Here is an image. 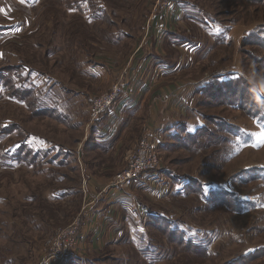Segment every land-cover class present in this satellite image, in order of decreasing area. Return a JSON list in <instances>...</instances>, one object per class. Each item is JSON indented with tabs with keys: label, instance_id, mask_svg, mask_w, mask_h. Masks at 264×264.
<instances>
[{
	"label": "rangeland",
	"instance_id": "1",
	"mask_svg": "<svg viewBox=\"0 0 264 264\" xmlns=\"http://www.w3.org/2000/svg\"><path fill=\"white\" fill-rule=\"evenodd\" d=\"M183 1L187 12L183 22L172 24L175 39L199 44L200 52L193 66L182 60L175 79L243 80L255 91L253 99L240 89L225 91V106L204 93L195 98L200 127L223 137L221 145L192 153L153 141L158 170L175 172L178 180L175 197L149 207L175 218L157 215L161 226L183 222L184 239L209 257L185 250L148 224L131 235L124 228L119 236L114 228L122 213L110 214L106 230L95 224L89 229L97 219L90 211L102 198L90 195L98 181L88 174L104 181L97 198L132 188L115 185V178L146 137L150 120L140 130L142 121L134 118L136 138L105 163L91 145L97 121L90 117L92 101L114 87L123 94V71L136 60V40L145 43L157 22L166 27L174 6L165 10L164 0H0V264H152L157 256L160 264H264V255L240 263L249 253L264 252V68L249 59L248 49L263 53L244 44L249 32L257 36L264 29V2ZM162 57L174 63L178 53L166 48ZM101 63L108 70L92 72ZM221 123L228 126L224 133ZM98 164L102 169L92 171ZM72 226L74 234L63 238L67 249L51 259L52 243ZM80 252L91 259L79 261Z\"/></svg>",
	"mask_w": 264,
	"mask_h": 264
},
{
	"label": "crops",
	"instance_id": "2",
	"mask_svg": "<svg viewBox=\"0 0 264 264\" xmlns=\"http://www.w3.org/2000/svg\"><path fill=\"white\" fill-rule=\"evenodd\" d=\"M183 2L185 3L188 1L176 0L165 8V10H167L174 6L173 12L175 13L173 14L170 12V16L168 13L165 15L166 27L165 25L164 27L158 26L157 22L155 26H152L153 29L145 39V43L142 45L139 43L141 38L136 40L135 45L138 46L135 51V54H137L135 57L136 60L133 62L132 66H129L128 69L123 71V94L115 101L113 107L109 111L104 113L93 123L91 145L94 148L92 149L105 161V163L112 158H116L119 154H124L126 145L133 142L134 138H136L135 136L137 134L132 137L135 134V125H131L134 118L138 117L139 120L137 121H142L140 130L143 128L147 119L150 118L148 126L149 131L146 132V136H149L152 141L159 144L160 147L165 150H172L176 146L179 147L178 141L181 142L188 134H192L200 128L201 115L193 113L194 107L196 106L194 101L197 95L200 94L198 93L199 89L204 85L205 87L213 85L215 80L206 81L207 78H204L201 80L196 79L195 81L184 77L180 81H177L174 77L176 73L180 71L177 70L182 66V60L185 61V64L190 61L188 67L191 65L193 66V59L200 52L199 44H178L179 42L175 39L176 32L173 31L172 24H179L184 21V12H187V10L186 7L183 6ZM162 17L164 18V16ZM124 33H126V31H124ZM150 38H152V40H149ZM166 48H169L172 52L178 53V58L174 63L169 61L168 63L163 62L166 61V59L162 57ZM125 55L126 53H124V56ZM186 68L187 67L184 66V69ZM91 69L92 72L96 74V72L100 73L101 70L105 72L108 70V67L101 63L97 67H92ZM224 81L225 79H217L218 84ZM174 143L175 146H173ZM11 165L16 168V164L13 163V158H9V166L11 167ZM90 168L92 171L102 169L99 164L91 165ZM88 176L92 182H95L94 178L98 181L95 185V189L98 191H90V195L93 194L94 196L93 200L102 198V204L99 202L90 211V213L96 216L100 221L97 223V219L93 217L94 223H89V229L95 224V226L99 225V227H104L106 230L105 223L108 221V217L110 214L117 213L123 214L120 226L116 225V228H114V231L120 230L119 236H121L124 228L127 230V235H131V231L136 232L135 230L139 227L142 231H145L144 227H146L147 224L152 228L150 223L151 219L149 217L158 220L157 215H160L162 218L166 217L170 220L175 219L172 216H168L159 210H152L151 207H149V204L156 205L164 200L168 202L169 198L176 196L177 192L172 195L178 180L175 172H169L168 169H164L145 173L129 190L116 191L110 193L111 195H109V193H103L100 198L96 197V193L104 188V181L90 173ZM110 181L111 180L107 183ZM184 186L185 185H183V188ZM189 188H191V186ZM180 191L181 189L178 190L179 194L186 195L183 191ZM142 196L147 198L148 201L150 200V202L143 201L144 198ZM131 213L137 215V224L133 223L135 221L133 216L129 218ZM252 213H254V211L251 212V214ZM124 215L128 216V218H126V223L124 222ZM168 225V230L170 231L179 230L184 232L182 228L186 229V225L178 220H174V222ZM112 238L113 235L110 240L106 239L104 243H102L101 248L110 243ZM129 245L132 246V244ZM208 252L207 256L209 257ZM76 255L79 261H86L85 259L90 258L87 255H85L87 257H83L84 254L81 252ZM161 259L162 256L153 258L152 264H160L159 262ZM169 261L170 259L167 260V262Z\"/></svg>",
	"mask_w": 264,
	"mask_h": 264
},
{
	"label": "trees",
	"instance_id": "3",
	"mask_svg": "<svg viewBox=\"0 0 264 264\" xmlns=\"http://www.w3.org/2000/svg\"><path fill=\"white\" fill-rule=\"evenodd\" d=\"M223 1L229 3L230 5L253 4V6H256V7L261 6L264 2V0H223ZM248 5H246V6H248ZM205 15H207V14H205ZM207 16H209V15H207ZM227 21L230 23L236 22V20H227ZM222 23H224V22H222ZM261 27L264 28V25H262ZM261 27H259V28H261ZM259 28H257V29H259ZM260 35L261 36L264 35V29L257 36H254L252 33L249 32L248 36L246 37L248 40H246L244 42V44H245L246 48L251 47V48H256V49L259 48L258 50L262 49L261 52L263 54H258L254 50L251 51V49H248V50H249V54H250L249 59L252 62H254L255 64L261 63L262 68H264V38L261 39ZM217 79L218 78L216 77L213 85L210 87H207L205 89V91H200V94L204 93L205 98L209 101H214L215 99L218 98L219 101H217V103H220V104H218L220 106L221 105L225 106V102L227 101L226 98L224 97L225 95L223 94V92H225V91L228 92L229 90H232V91L236 92L238 89H240L243 93H245V94L247 93L249 95V99L250 98L253 99L255 96L254 89L250 85H247L246 83H244L243 80H240V81L238 80V82H232V80L226 79L221 84H218ZM230 82H232V83H230ZM229 85H231V86H229ZM229 97H233V96L231 95ZM231 103L234 104V101H231ZM251 103H253V101ZM240 105H242V104H240ZM219 127H220L219 130L222 133L226 132V129L228 128V126L224 123H221ZM201 139H203V140L199 141ZM225 141H227V139H225ZM181 142L184 143L185 145L180 146V144H179V147H182V148L187 149L189 151H191L193 149V151H191L193 153V152H196L197 150L200 151V149H203V146L205 147V149H208V148H212V147L217 146V145H221L223 143V137H216V135L214 133L207 131V127L202 126V127L198 128L192 134H188L183 140H181ZM186 145H189V146L186 147ZM221 151H222V149H221ZM150 221H151L150 223H151L152 228L163 233L162 235L164 237L169 236V238L171 240H173L177 245L184 246L185 250L191 249V250H194L192 252H195V253L200 252L203 256L207 257V251L205 250L206 252H205V254H203L201 248H200V250H198L195 247H193L194 243H192L191 241H186L184 239V235L182 232L177 231V230L176 231L168 230L169 225L166 224L164 226H161V225H159V220L151 219ZM169 238H167V239L169 240ZM255 253H256V251H255ZM263 255H264V252H260L257 255H253V253L252 254L249 253V254L245 255V259H243L244 257H241L240 263H242L243 260H244V262L251 261V260H253V258L255 256L257 258V257L263 256Z\"/></svg>",
	"mask_w": 264,
	"mask_h": 264
},
{
	"label": "built area",
	"instance_id": "4",
	"mask_svg": "<svg viewBox=\"0 0 264 264\" xmlns=\"http://www.w3.org/2000/svg\"><path fill=\"white\" fill-rule=\"evenodd\" d=\"M174 1L176 0H164V8L168 7V5ZM122 91L123 90H121V87H114L110 89L109 93L96 98L94 102L92 101L93 105L90 110L91 120L93 122L98 120L102 114L108 111V109L114 105L117 98L122 94ZM149 139V136H146L138 143L128 165L123 171L116 175L115 185H119L124 187V189H128L132 187V185H134V183L137 182L143 174L154 172L159 169L160 163L155 152L156 145L151 139V141ZM75 230L76 228L72 226L67 231L62 233L59 239H56L52 243L50 249L52 257L51 259H58L62 252L67 249L63 238L73 235Z\"/></svg>",
	"mask_w": 264,
	"mask_h": 264
}]
</instances>
